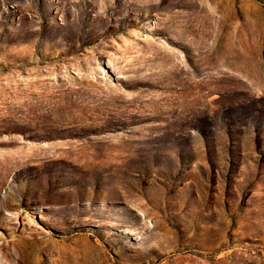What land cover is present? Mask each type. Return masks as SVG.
<instances>
[{
    "label": "rangeland",
    "instance_id": "obj_1",
    "mask_svg": "<svg viewBox=\"0 0 264 264\" xmlns=\"http://www.w3.org/2000/svg\"><path fill=\"white\" fill-rule=\"evenodd\" d=\"M0 264H264V0H0Z\"/></svg>",
    "mask_w": 264,
    "mask_h": 264
},
{
    "label": "bare ground",
    "instance_id": "obj_2",
    "mask_svg": "<svg viewBox=\"0 0 264 264\" xmlns=\"http://www.w3.org/2000/svg\"><path fill=\"white\" fill-rule=\"evenodd\" d=\"M188 88V87H187Z\"/></svg>",
    "mask_w": 264,
    "mask_h": 264
}]
</instances>
